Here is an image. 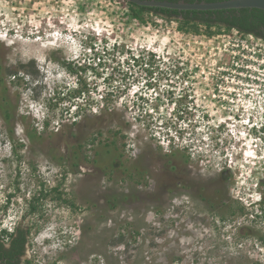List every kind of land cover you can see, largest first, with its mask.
I'll list each match as a JSON object with an SVG mask.
<instances>
[{
	"label": "rangeland",
	"instance_id": "374dc122",
	"mask_svg": "<svg viewBox=\"0 0 264 264\" xmlns=\"http://www.w3.org/2000/svg\"><path fill=\"white\" fill-rule=\"evenodd\" d=\"M184 25L0 0V230L27 264H264V38Z\"/></svg>",
	"mask_w": 264,
	"mask_h": 264
},
{
	"label": "trees",
	"instance_id": "16d2710c",
	"mask_svg": "<svg viewBox=\"0 0 264 264\" xmlns=\"http://www.w3.org/2000/svg\"><path fill=\"white\" fill-rule=\"evenodd\" d=\"M168 1H185V2H200V1H219V0H168ZM135 8V12H152L165 18H175L180 20L184 26L196 30L199 24H215L224 25L228 28H236L244 33H250L257 37L264 38V10L258 8H230V9H216V10H179L160 7H146L128 3ZM194 30V31H195ZM16 75V72L13 73ZM4 92L6 90L4 89ZM81 95V94H80ZM4 106H0L1 110ZM6 109V107H5ZM33 138L34 134H30ZM113 144L106 143L103 148L106 151L114 148ZM115 149V148H114ZM104 153V152H103ZM100 158V157H99ZM32 208H35L32 205ZM24 244L27 241V234L29 230H24Z\"/></svg>",
	"mask_w": 264,
	"mask_h": 264
},
{
	"label": "water",
	"instance_id": "95a60500",
	"mask_svg": "<svg viewBox=\"0 0 264 264\" xmlns=\"http://www.w3.org/2000/svg\"><path fill=\"white\" fill-rule=\"evenodd\" d=\"M146 7H164L179 10H216L230 8H258L264 10V0H219V1H168V0H124Z\"/></svg>",
	"mask_w": 264,
	"mask_h": 264
},
{
	"label": "flooded vegetation",
	"instance_id": "af4514ba",
	"mask_svg": "<svg viewBox=\"0 0 264 264\" xmlns=\"http://www.w3.org/2000/svg\"><path fill=\"white\" fill-rule=\"evenodd\" d=\"M198 197L200 201L205 199L202 195ZM24 230L26 231L28 228L24 227L22 224H17V226H15L13 230L10 229V231L0 230V264H27L29 237L27 234V241L24 244Z\"/></svg>",
	"mask_w": 264,
	"mask_h": 264
}]
</instances>
